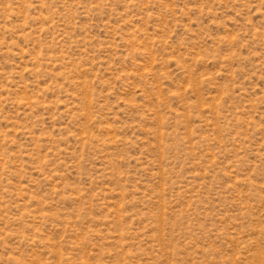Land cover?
<instances>
[{"label": "rangeland", "instance_id": "obj_1", "mask_svg": "<svg viewBox=\"0 0 264 264\" xmlns=\"http://www.w3.org/2000/svg\"><path fill=\"white\" fill-rule=\"evenodd\" d=\"M0 264H264V0H0Z\"/></svg>", "mask_w": 264, "mask_h": 264}]
</instances>
